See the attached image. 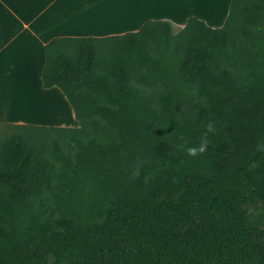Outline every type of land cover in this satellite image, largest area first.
Instances as JSON below:
<instances>
[{
	"label": "trees",
	"instance_id": "trees-1",
	"mask_svg": "<svg viewBox=\"0 0 264 264\" xmlns=\"http://www.w3.org/2000/svg\"><path fill=\"white\" fill-rule=\"evenodd\" d=\"M41 78L79 125L1 124L0 264H264V0L53 37Z\"/></svg>",
	"mask_w": 264,
	"mask_h": 264
},
{
	"label": "crops",
	"instance_id": "crops-1",
	"mask_svg": "<svg viewBox=\"0 0 264 264\" xmlns=\"http://www.w3.org/2000/svg\"><path fill=\"white\" fill-rule=\"evenodd\" d=\"M124 1L0 0V124L68 126L65 125L68 118L71 123L77 122L75 126L79 125L64 92L58 86L42 84L45 44L51 38L123 33L139 29L148 18L167 19L181 28L191 15L218 27L224 23L231 2L183 0L178 13H167L165 8L157 7V2L162 0H151L150 14L139 18L130 15L128 20L137 19L117 22V13L123 10ZM207 4L214 10H206L209 9ZM109 8L112 9L109 11ZM12 80L19 82L14 97L11 96Z\"/></svg>",
	"mask_w": 264,
	"mask_h": 264
},
{
	"label": "rangeland",
	"instance_id": "rangeland-1",
	"mask_svg": "<svg viewBox=\"0 0 264 264\" xmlns=\"http://www.w3.org/2000/svg\"><path fill=\"white\" fill-rule=\"evenodd\" d=\"M183 0H162L161 2L159 1V2H157V7L158 8H165L166 9V12L167 13H170V12H172V13H178V11L180 10V4L181 3H183L182 2ZM214 1V0H213ZM152 3L153 2H151V0H141L140 2H136V1H134V0H126V1H124V3H123V6L124 5H127V7H130L132 10L133 9H137L136 11H135V14L134 15H136L137 16V18H139L140 16H143L144 14H147V13H149L150 14V11H151V8H152ZM139 4V5H138ZM203 4H204V2H203ZM218 3H216V4H213V7H214V5H217ZM128 5H131V6H128ZM132 5H135L134 7H132ZM208 6L207 7H209V9H206V10H214V9H210V8H212V7H210L211 5H209V4H207ZM141 6V7H140ZM125 7V6H124ZM124 7H122V9L124 8ZM108 8V7H107ZM130 8H128V10L130 9ZM205 8V7H204ZM110 9H112V8H109V11H110ZM124 10V9H123ZM126 10V9H125ZM149 10V11H148ZM134 11V10H133ZM208 12V11H207ZM108 16H109V14H108ZM107 15H106V17H107V19H109V17H108ZM130 13H122V11H119L118 13H117V22H119L120 20L121 21H124V22H128V21H132V20H135V19H137L136 17L135 18H132L131 20H128L130 17ZM129 17V18H128ZM102 20H105L104 18H102V17H100ZM128 18V19H127ZM172 23V22H171ZM172 28H173V31L174 32H177V31H179L181 28H179V26H177V25H173L172 24ZM15 79V78H14ZM12 93H11V96L12 97H14V95H16L17 93H18V90H19V82L17 81V80H12ZM67 119V123L68 124H65V125H68V126H75V124L77 123H71V121H70V119H68V118H66ZM58 126V125H57ZM13 130L12 129H10V128H8V127H6V126H2L1 124H0V144L2 143V141L5 139V136L8 134V133H10V132H12Z\"/></svg>",
	"mask_w": 264,
	"mask_h": 264
},
{
	"label": "bare ground",
	"instance_id": "bare-ground-1",
	"mask_svg": "<svg viewBox=\"0 0 264 264\" xmlns=\"http://www.w3.org/2000/svg\"><path fill=\"white\" fill-rule=\"evenodd\" d=\"M138 5H139V4H138ZM124 6H125V7H124ZM124 6H122V7H124V8H123L124 10H122V13H123V12H124V13H130L131 16H134L135 11L138 9V8H137V9L135 8V9H133V10H134V11H133L130 7H127V5H124ZM128 6H131V5H128ZM134 6H135V5H132V7H134ZM140 7H141V6H140ZM128 8H130V9L128 10ZM125 9H126V10H125ZM131 10H132V11H131Z\"/></svg>",
	"mask_w": 264,
	"mask_h": 264
},
{
	"label": "clouds",
	"instance_id": "clouds-1",
	"mask_svg": "<svg viewBox=\"0 0 264 264\" xmlns=\"http://www.w3.org/2000/svg\"><path fill=\"white\" fill-rule=\"evenodd\" d=\"M191 151V150H190Z\"/></svg>",
	"mask_w": 264,
	"mask_h": 264
}]
</instances>
